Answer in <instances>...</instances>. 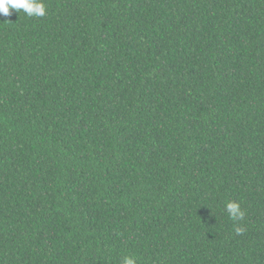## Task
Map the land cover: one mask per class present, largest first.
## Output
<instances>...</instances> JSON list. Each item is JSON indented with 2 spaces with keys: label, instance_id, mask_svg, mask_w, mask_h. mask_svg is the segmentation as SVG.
Returning <instances> with one entry per match:
<instances>
[{
  "label": "trees",
  "instance_id": "trees-1",
  "mask_svg": "<svg viewBox=\"0 0 264 264\" xmlns=\"http://www.w3.org/2000/svg\"><path fill=\"white\" fill-rule=\"evenodd\" d=\"M45 3L0 16V264H264V0Z\"/></svg>",
  "mask_w": 264,
  "mask_h": 264
},
{
  "label": "clouds",
  "instance_id": "clouds-1",
  "mask_svg": "<svg viewBox=\"0 0 264 264\" xmlns=\"http://www.w3.org/2000/svg\"><path fill=\"white\" fill-rule=\"evenodd\" d=\"M11 10L18 13L23 12L29 18H43L48 14L45 0H0V16H10ZM224 210L234 222L242 221L245 218V211L238 201L226 202ZM242 232L243 228H237V234ZM120 264H138V258L135 255H126L122 257Z\"/></svg>",
  "mask_w": 264,
  "mask_h": 264
}]
</instances>
